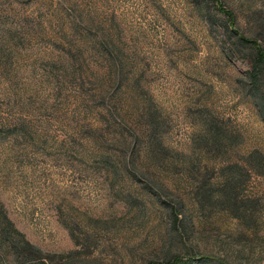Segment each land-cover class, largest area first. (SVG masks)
<instances>
[{"label": "rangeland", "instance_id": "1", "mask_svg": "<svg viewBox=\"0 0 264 264\" xmlns=\"http://www.w3.org/2000/svg\"><path fill=\"white\" fill-rule=\"evenodd\" d=\"M258 44L264 0H0V264H264Z\"/></svg>", "mask_w": 264, "mask_h": 264}, {"label": "trees", "instance_id": "2", "mask_svg": "<svg viewBox=\"0 0 264 264\" xmlns=\"http://www.w3.org/2000/svg\"><path fill=\"white\" fill-rule=\"evenodd\" d=\"M253 40H249L246 37L240 36L236 40V49L240 51L245 44L253 43ZM251 62V70L249 72V79L253 88V94L257 104L264 113V46L258 44L254 54L249 56ZM8 228L3 227L2 230L5 232L1 233V236H5L8 232ZM10 246L13 248L15 257H23L27 260L43 259L42 250L34 244L25 241L20 236L13 237Z\"/></svg>", "mask_w": 264, "mask_h": 264}]
</instances>
